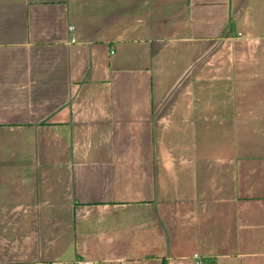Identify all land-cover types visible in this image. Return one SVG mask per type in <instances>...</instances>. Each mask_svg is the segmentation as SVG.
I'll use <instances>...</instances> for the list:
<instances>
[{
  "label": "crops",
  "instance_id": "0c3cea01",
  "mask_svg": "<svg viewBox=\"0 0 264 264\" xmlns=\"http://www.w3.org/2000/svg\"><path fill=\"white\" fill-rule=\"evenodd\" d=\"M77 259L264 264V0H0V264Z\"/></svg>",
  "mask_w": 264,
  "mask_h": 264
},
{
  "label": "built area",
  "instance_id": "2783aa9c",
  "mask_svg": "<svg viewBox=\"0 0 264 264\" xmlns=\"http://www.w3.org/2000/svg\"><path fill=\"white\" fill-rule=\"evenodd\" d=\"M74 28L73 25H70V29L72 30ZM77 264H93L92 261H88V260H83V259H77ZM196 263H201V261L197 260Z\"/></svg>",
  "mask_w": 264,
  "mask_h": 264
}]
</instances>
